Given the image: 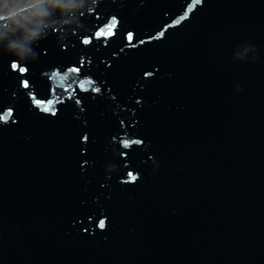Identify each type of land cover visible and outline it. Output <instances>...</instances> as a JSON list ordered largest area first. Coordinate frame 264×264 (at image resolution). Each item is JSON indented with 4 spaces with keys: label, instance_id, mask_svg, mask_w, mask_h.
I'll return each mask as SVG.
<instances>
[{
    "label": "water",
    "instance_id": "water-1",
    "mask_svg": "<svg viewBox=\"0 0 264 264\" xmlns=\"http://www.w3.org/2000/svg\"><path fill=\"white\" fill-rule=\"evenodd\" d=\"M83 25L0 53V264H264V0Z\"/></svg>",
    "mask_w": 264,
    "mask_h": 264
},
{
    "label": "clouds",
    "instance_id": "clouds-1",
    "mask_svg": "<svg viewBox=\"0 0 264 264\" xmlns=\"http://www.w3.org/2000/svg\"><path fill=\"white\" fill-rule=\"evenodd\" d=\"M97 4L98 0H3L0 53L24 63L37 61L34 46L51 35L58 40L70 38L83 28L84 16Z\"/></svg>",
    "mask_w": 264,
    "mask_h": 264
},
{
    "label": "snow or ice",
    "instance_id": "snow-or-ice-1",
    "mask_svg": "<svg viewBox=\"0 0 264 264\" xmlns=\"http://www.w3.org/2000/svg\"><path fill=\"white\" fill-rule=\"evenodd\" d=\"M21 71H25V69L22 68ZM25 86H27V84H25Z\"/></svg>",
    "mask_w": 264,
    "mask_h": 264
},
{
    "label": "trees",
    "instance_id": "trees-1",
    "mask_svg": "<svg viewBox=\"0 0 264 264\" xmlns=\"http://www.w3.org/2000/svg\"><path fill=\"white\" fill-rule=\"evenodd\" d=\"M0 3H3V0H0Z\"/></svg>",
    "mask_w": 264,
    "mask_h": 264
}]
</instances>
